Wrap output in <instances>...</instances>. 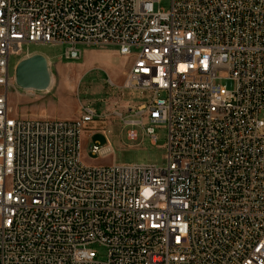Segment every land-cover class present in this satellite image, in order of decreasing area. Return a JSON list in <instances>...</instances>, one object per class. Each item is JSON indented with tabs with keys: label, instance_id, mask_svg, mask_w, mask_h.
<instances>
[{
	"label": "built area",
	"instance_id": "2783aa9c",
	"mask_svg": "<svg viewBox=\"0 0 264 264\" xmlns=\"http://www.w3.org/2000/svg\"><path fill=\"white\" fill-rule=\"evenodd\" d=\"M161 1L0 0V264H264V0ZM31 43L130 59L123 87L150 95L124 123L153 143L163 125L166 165L85 164L88 107L14 118L10 58Z\"/></svg>",
	"mask_w": 264,
	"mask_h": 264
},
{
	"label": "rangeland",
	"instance_id": "374dc122",
	"mask_svg": "<svg viewBox=\"0 0 264 264\" xmlns=\"http://www.w3.org/2000/svg\"><path fill=\"white\" fill-rule=\"evenodd\" d=\"M171 0H162L155 9L168 10ZM83 56L80 60H68L64 57L66 45L62 43H31L24 45L23 52H42L50 59L52 83L48 90L37 91L29 95L12 80L9 86V103L14 118L45 117L54 119H77L88 107L100 115L91 125L93 130H85L82 135V160L87 165L118 164H154L164 166L167 163L166 128L156 125L158 139H152L143 127L124 123L130 115V108L147 100L150 91L139 88L123 87L126 72L131 60L119 55L115 46L81 45ZM21 56H11L10 74L15 73ZM111 79L114 84L109 82ZM222 84L224 80L220 81ZM117 113H121L120 116ZM264 117V113H262ZM105 118V119H104ZM137 131V137L130 139L128 132ZM92 143L110 144L113 153L105 157L92 154ZM100 259L106 258V250L95 246Z\"/></svg>",
	"mask_w": 264,
	"mask_h": 264
},
{
	"label": "water",
	"instance_id": "95a60500",
	"mask_svg": "<svg viewBox=\"0 0 264 264\" xmlns=\"http://www.w3.org/2000/svg\"><path fill=\"white\" fill-rule=\"evenodd\" d=\"M15 82L18 87L25 90H48L52 83L48 58L41 53L23 58L15 68Z\"/></svg>",
	"mask_w": 264,
	"mask_h": 264
},
{
	"label": "crops",
	"instance_id": "0c3cea01",
	"mask_svg": "<svg viewBox=\"0 0 264 264\" xmlns=\"http://www.w3.org/2000/svg\"><path fill=\"white\" fill-rule=\"evenodd\" d=\"M30 52V51H29ZM34 53H41V54H43L42 52H38V51H36V52H30V55H32V54H34ZM45 55V54H44ZM46 56V55H45ZM47 58H48V60H49V63L51 62L50 61V59H49V57L48 56H46ZM50 65V64H49ZM46 91V90H45ZM39 118H42V117H39ZM43 118H45V117H43Z\"/></svg>",
	"mask_w": 264,
	"mask_h": 264
}]
</instances>
